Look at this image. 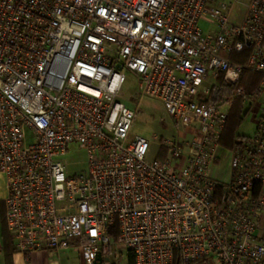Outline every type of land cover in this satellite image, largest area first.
Segmentation results:
<instances>
[{"label": "built area", "instance_id": "2783aa9c", "mask_svg": "<svg viewBox=\"0 0 264 264\" xmlns=\"http://www.w3.org/2000/svg\"><path fill=\"white\" fill-rule=\"evenodd\" d=\"M207 14L214 33L200 27ZM245 48L247 62H233ZM126 70L135 101L161 100L189 140L161 139L148 158L151 142L131 136ZM244 70L262 75L261 94L264 0H0V204L17 250L75 247L85 264H120L122 251L135 264H264V108L227 149L229 179L211 174L232 107L211 92ZM74 143L85 172L63 159Z\"/></svg>", "mask_w": 264, "mask_h": 264}, {"label": "rangeland", "instance_id": "374dc122", "mask_svg": "<svg viewBox=\"0 0 264 264\" xmlns=\"http://www.w3.org/2000/svg\"><path fill=\"white\" fill-rule=\"evenodd\" d=\"M240 8V14L243 15L245 11V3H242ZM236 15L237 18L240 16H238V14ZM200 27L203 29L204 33L215 32L216 28L212 23V17L210 14H207L200 20ZM127 73L129 79L124 85L122 100L129 106L138 109L131 136L132 138L135 136H143L151 142L148 158L152 160L159 155V140L161 139L189 140L191 135L187 133L185 128L175 124V120L169 114L165 104L161 100L148 96L143 98L140 102L135 101L134 98L135 95H137V79L128 71ZM209 85L210 80L205 83V87ZM237 89L238 87L228 86L225 84L224 80L219 78L210 97L218 103L232 102L233 105L237 99H244L242 95L237 94ZM244 107L245 112L240 127L238 128V134L240 136H251L256 131L259 111L261 108H264V91L261 94H254L251 97L247 95V99L244 101ZM227 157V150L222 149L220 151L221 160L218 166H213L211 168L212 176L218 180L226 181L229 179L231 162ZM63 159L69 164V170L73 173H81L87 170V154L86 151L79 147L78 143L70 145L69 151L63 156ZM0 191L3 192L2 179H0ZM121 264H129L127 251L124 252V259Z\"/></svg>", "mask_w": 264, "mask_h": 264}, {"label": "trees", "instance_id": "16d2710c", "mask_svg": "<svg viewBox=\"0 0 264 264\" xmlns=\"http://www.w3.org/2000/svg\"><path fill=\"white\" fill-rule=\"evenodd\" d=\"M250 49L245 48L242 52H232L229 57L231 60L235 63H246L247 59L249 57ZM221 80L223 79V76L219 77ZM262 75L260 73L252 72L249 70H244L241 74V79L236 85V87H242L244 90H246V93L249 97H251L254 94H258L257 89L259 87L260 81H261ZM255 89V90H254ZM244 99H237L235 103H233L231 109H230V115L228 118V122L226 124L225 130L221 137V144L224 147L232 148L235 144L236 138L240 136L238 134V128L240 127V124L243 119V115L245 112L244 107ZM164 152V151H163ZM162 152V154H163ZM1 218H2V236L4 242H9L11 245L13 243V237L9 230L6 218H5V206L4 203H1ZM129 264H135V259L131 255L130 256V263Z\"/></svg>", "mask_w": 264, "mask_h": 264}, {"label": "crops", "instance_id": "0c3cea01", "mask_svg": "<svg viewBox=\"0 0 264 264\" xmlns=\"http://www.w3.org/2000/svg\"><path fill=\"white\" fill-rule=\"evenodd\" d=\"M215 32L217 27L215 26ZM215 79L211 78V84H214ZM222 149H229L222 146ZM221 149V150H222ZM220 150V151H221ZM229 159V158H228ZM231 162V161H230ZM2 218L0 219V235L2 236ZM3 239V236H2ZM124 252H121L122 259H124ZM131 254L128 252V258L130 263ZM0 264H85L81 250L75 247H70L61 251H52L47 247L33 250L29 253L17 250L13 239L12 245L3 240V248L0 250Z\"/></svg>", "mask_w": 264, "mask_h": 264}, {"label": "water", "instance_id": "95a60500", "mask_svg": "<svg viewBox=\"0 0 264 264\" xmlns=\"http://www.w3.org/2000/svg\"><path fill=\"white\" fill-rule=\"evenodd\" d=\"M122 67L123 66L121 64H119V68L122 69ZM98 260H99V263H100V261H101V253H99Z\"/></svg>", "mask_w": 264, "mask_h": 264}]
</instances>
